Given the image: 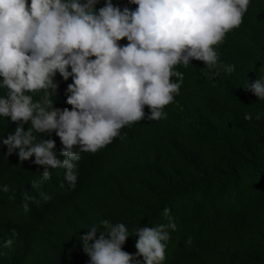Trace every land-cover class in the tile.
Returning <instances> with one entry per match:
<instances>
[{"label": "clouds", "instance_id": "1", "mask_svg": "<svg viewBox=\"0 0 264 264\" xmlns=\"http://www.w3.org/2000/svg\"><path fill=\"white\" fill-rule=\"evenodd\" d=\"M251 2L127 0L121 6L103 0L98 8L101 0H0V119L14 128L0 137V164L15 154L33 165L19 185L0 183V224L26 232L43 222L48 229L46 221L61 213L58 204L80 187L84 153L123 140L124 127L166 118L184 80L176 66L197 60L217 75V48L242 25ZM242 88L264 101V77H249ZM38 135L47 139L37 142ZM170 211L161 213L167 223L132 234L108 219L90 226L79 235L87 264H167L166 242L176 230ZM129 237L134 254L123 250ZM13 243L7 238L0 247Z\"/></svg>", "mask_w": 264, "mask_h": 264}, {"label": "trees", "instance_id": "2", "mask_svg": "<svg viewBox=\"0 0 264 264\" xmlns=\"http://www.w3.org/2000/svg\"><path fill=\"white\" fill-rule=\"evenodd\" d=\"M217 51L215 76L201 61L176 66L184 80L165 107L166 118L124 127L123 140L84 153L80 187L58 204L61 213L46 221L48 229L43 222L26 232L0 224V243L14 241L0 247V264H87L79 235L90 226L108 219L125 223L132 234L145 224L167 223L165 207L176 223L166 242L167 264H264V101L242 88L249 77H264L257 72L264 64V0H252L242 25ZM52 99L57 105V96ZM246 114L253 119L245 120ZM12 130L0 119V137ZM42 139L47 136L36 137ZM0 166V183L12 187L33 174V165L15 154ZM134 244L129 237L123 250L134 254Z\"/></svg>", "mask_w": 264, "mask_h": 264}, {"label": "bare ground", "instance_id": "3", "mask_svg": "<svg viewBox=\"0 0 264 264\" xmlns=\"http://www.w3.org/2000/svg\"><path fill=\"white\" fill-rule=\"evenodd\" d=\"M64 96L62 95V98H63Z\"/></svg>", "mask_w": 264, "mask_h": 264}]
</instances>
